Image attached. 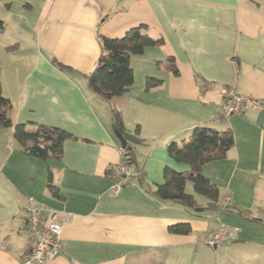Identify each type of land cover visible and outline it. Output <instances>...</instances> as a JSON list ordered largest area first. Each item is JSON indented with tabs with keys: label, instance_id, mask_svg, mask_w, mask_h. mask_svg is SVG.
Here are the masks:
<instances>
[{
	"label": "crops",
	"instance_id": "crops-1",
	"mask_svg": "<svg viewBox=\"0 0 264 264\" xmlns=\"http://www.w3.org/2000/svg\"><path fill=\"white\" fill-rule=\"evenodd\" d=\"M0 20L12 125L72 136L60 160L42 161L23 154L11 129L0 130V264L24 262L28 204L64 222L62 251L47 264H264L263 225L224 210L195 214L142 188L162 184L165 168L189 170L169 158V144L181 145L197 126L229 130L233 147L203 176L218 187L220 209L228 198L264 222V0H0ZM139 26L162 43L131 57L133 84L112 100L138 140L130 144L141 173L114 193L109 167L119 164L121 143L109 104L86 76L100 56L98 37L119 39ZM148 79L160 85L146 90ZM223 88L259 108L214 119ZM178 224L190 232L169 233ZM221 225L232 237L205 245Z\"/></svg>",
	"mask_w": 264,
	"mask_h": 264
},
{
	"label": "trees",
	"instance_id": "trees-1",
	"mask_svg": "<svg viewBox=\"0 0 264 264\" xmlns=\"http://www.w3.org/2000/svg\"><path fill=\"white\" fill-rule=\"evenodd\" d=\"M3 28L4 23L0 20V30ZM98 42L100 56L93 72L86 76L88 88L109 104L112 129L125 142V147H121L128 157L126 164L134 166L137 172L135 178H139L140 181L141 173L136 166L134 151L130 144L131 142H138V140L125 132L121 113L112 100L125 93L133 84V73L130 67L131 57L141 55L148 47L161 45L162 40L149 37L145 33V27L139 26L127 31L122 38L98 37ZM54 64L62 68L60 64L56 62ZM171 72L173 75H178L175 68H171ZM159 85L160 81L148 79L145 83V89L149 90ZM10 107L9 100L3 96L0 83V130H12V138L20 145L23 154L42 161L60 160L63 143L71 139L72 136L56 128L38 127L34 131H29L23 125L13 126L9 117ZM214 119L221 120L224 118L219 114ZM232 147L233 136L231 131L217 132L197 126L187 141L179 146L171 143L166 147L169 158L176 163L187 164L189 170L177 173L165 168L163 170V183L155 185L153 188L143 185V191L161 201L171 202L193 211L195 214L200 215L211 210H224L236 213L246 221L264 226V222L261 220L251 218L231 206L220 209L218 187L203 176V166L210 162L225 159L227 152ZM188 186L196 195L207 200V203L200 204L197 202L192 194L186 192ZM51 192L56 195L54 188H51ZM168 231L172 234H187L190 232V228L186 224H178L169 227Z\"/></svg>",
	"mask_w": 264,
	"mask_h": 264
},
{
	"label": "built area",
	"instance_id": "built-area-1",
	"mask_svg": "<svg viewBox=\"0 0 264 264\" xmlns=\"http://www.w3.org/2000/svg\"><path fill=\"white\" fill-rule=\"evenodd\" d=\"M222 98L220 116L228 118L231 115H241L246 109H257L259 103L252 99L243 98L230 88H223L220 92ZM120 162L116 166L109 167L111 179L114 183V193L128 184L136 176L134 166L127 165L128 159L122 147L118 149ZM222 208L230 206V200L224 198L221 201ZM26 230L29 238V248L24 256L23 264H47L55 259L62 251V228L60 221L54 213H45L41 206L28 204L26 209ZM233 229L227 225H221L216 232L207 233L203 243L209 247H215L227 238H231Z\"/></svg>",
	"mask_w": 264,
	"mask_h": 264
},
{
	"label": "water",
	"instance_id": "water-1",
	"mask_svg": "<svg viewBox=\"0 0 264 264\" xmlns=\"http://www.w3.org/2000/svg\"><path fill=\"white\" fill-rule=\"evenodd\" d=\"M114 133H115L116 136L119 138L120 143H121V146H122V147H125V142H124V140L122 139V137H121L116 131H115Z\"/></svg>",
	"mask_w": 264,
	"mask_h": 264
},
{
	"label": "rangeland",
	"instance_id": "rangeland-1",
	"mask_svg": "<svg viewBox=\"0 0 264 264\" xmlns=\"http://www.w3.org/2000/svg\"><path fill=\"white\" fill-rule=\"evenodd\" d=\"M189 193L195 194L190 188L187 189ZM196 195V194H195ZM198 198H201V200H204L201 196L196 195Z\"/></svg>",
	"mask_w": 264,
	"mask_h": 264
}]
</instances>
